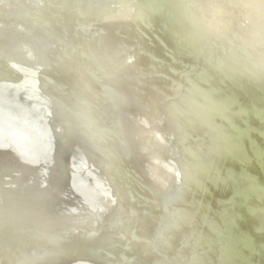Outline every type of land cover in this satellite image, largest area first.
I'll return each mask as SVG.
<instances>
[{
  "label": "bare ground",
  "instance_id": "1",
  "mask_svg": "<svg viewBox=\"0 0 264 264\" xmlns=\"http://www.w3.org/2000/svg\"><path fill=\"white\" fill-rule=\"evenodd\" d=\"M101 1L0 0V264H264V0Z\"/></svg>",
  "mask_w": 264,
  "mask_h": 264
},
{
  "label": "water",
  "instance_id": "2",
  "mask_svg": "<svg viewBox=\"0 0 264 264\" xmlns=\"http://www.w3.org/2000/svg\"><path fill=\"white\" fill-rule=\"evenodd\" d=\"M145 1V0H144ZM148 1V0H146ZM137 3V0H118L116 2L114 1H110V0H102L101 3L99 5H101V17L100 20L103 19V21H121L122 24L125 26V22L127 20L126 16V11L127 9L130 7V5ZM100 9V7H99ZM135 15V13L133 14ZM102 18V19H101ZM138 25L143 29L144 27V23L145 21L142 20L141 16L138 15L135 19H134ZM5 26V25H4ZM150 49V48H149ZM148 49V51H145L143 53L140 52V60H141V65L139 67L138 70L135 71V73H138L139 75H145L146 73L150 70L151 75H149L150 77H155V75L152 73L151 68H149L152 65V62H161L162 63V58L167 56L168 53L165 49H162L160 52L155 51V53H150V50ZM152 55V57H151ZM109 70H111V66L110 64H108ZM143 84V83H142ZM175 84V83H174ZM127 86V88L132 89V82L125 84ZM138 87L143 88L145 87L143 84V87H141L140 83H137ZM139 91H142L139 89ZM151 91V90H149ZM152 92H154V94L152 95L154 99H160L162 101V92L154 91L152 90ZM160 102V101H159ZM243 129V127H242ZM246 129V127L244 126V130ZM117 158H115V161L119 167V175L117 177L118 182L125 187L126 189H130V190H134L136 188H138V183L135 180H132L129 176H128V171L132 172L133 169V161H131L130 159H127L125 156L122 155H117ZM133 160V159H132ZM81 163H85L83 161H81ZM95 169H98L97 163H95ZM144 185L150 186L152 184L149 183L148 180L143 181ZM156 188V187H155ZM211 236V238L213 237V235L209 234ZM123 235H120V237H118V239L116 240L117 244L121 243V240L123 239ZM83 240H87L86 238H84ZM215 240V238H214ZM86 243H90L92 244L93 241H83ZM204 264H207V262H204Z\"/></svg>",
  "mask_w": 264,
  "mask_h": 264
}]
</instances>
